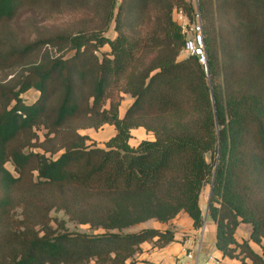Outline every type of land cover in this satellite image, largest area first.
<instances>
[{
    "label": "trees",
    "instance_id": "trees-1",
    "mask_svg": "<svg viewBox=\"0 0 264 264\" xmlns=\"http://www.w3.org/2000/svg\"><path fill=\"white\" fill-rule=\"evenodd\" d=\"M178 11L206 64L181 58ZM0 74V264H134L175 230H124L181 212L201 228L212 184L217 249L264 264V0H0ZM107 125L105 146L81 133ZM54 209L103 232L54 227Z\"/></svg>",
    "mask_w": 264,
    "mask_h": 264
},
{
    "label": "crops",
    "instance_id": "crops-1",
    "mask_svg": "<svg viewBox=\"0 0 264 264\" xmlns=\"http://www.w3.org/2000/svg\"><path fill=\"white\" fill-rule=\"evenodd\" d=\"M125 109L126 108H124V111ZM124 111L123 112L121 111V114H123ZM107 127H109L112 130V135H113L114 134L113 127L109 125H107ZM91 130L92 129H87L84 131L89 132ZM200 203L202 208V198L200 200ZM206 212H207V208H206ZM172 220L178 225V230L175 231L176 241L162 248L153 247L151 243L142 244L141 252H139L136 255V258L139 261H141L139 262L140 264H146V263L173 264L175 258L182 256L187 250H197L199 248H200V255L202 258L213 255L221 259V264H243L238 258H230L227 256H223L222 252L217 249L216 224L208 216L206 221H204L205 225L202 231H200L199 229L193 226L192 219L184 212H181ZM181 221H184L183 225H181ZM160 224H166V223H160ZM250 233H251V226L249 224L242 223L237 228L236 239L238 241H242L243 239H249ZM253 246L258 251L257 245L253 244ZM249 263L250 262L246 260L244 264H249Z\"/></svg>",
    "mask_w": 264,
    "mask_h": 264
},
{
    "label": "rangeland",
    "instance_id": "rangeland-1",
    "mask_svg": "<svg viewBox=\"0 0 264 264\" xmlns=\"http://www.w3.org/2000/svg\"><path fill=\"white\" fill-rule=\"evenodd\" d=\"M193 1V0H192ZM180 12L181 11H178L176 12L174 15H175V18L176 20L181 23L183 26L184 24L186 25V22H187V18L185 17H182L180 18ZM184 14V13H183ZM115 23H112V26L111 28L105 33V35L109 36V37H115L116 36V32H115ZM185 28H187L186 26H184ZM34 26L31 25V23H27L25 26H24V30L28 33V32H32L34 30ZM186 33H187V37H191L192 36V31L190 30V28H187L185 29ZM109 50V47L106 46L104 47L102 50H101V53L102 52H105V51H108ZM188 54L186 52H182L181 54V58H184V57H187ZM0 78H3V75L0 74ZM112 94L114 96V99L115 100H120L121 99V96L124 97L123 98V101H122V106H121V111L123 112L124 111V108H126L130 102L132 101V99L130 98V95H126V94H123V93H118V91L116 89L112 90ZM38 96V93L35 92V91H29L28 93H26L24 95V98L26 99V102L30 103L32 102L33 100H35ZM82 134H87L89 135V138H90V142L91 141H94L97 145L99 146H105V142L107 139H109V137L112 135V130L109 128V127H104L102 128V130L100 131H96V130H91V131H84L82 130L81 131ZM153 138V134L152 133H148L146 132L144 129H134L132 131V137L130 139V144L133 146V147H137L139 145V143L143 140H149V139H152ZM40 141H44V137L41 136V140ZM37 151H39L40 149L37 148L36 149ZM7 167L13 171V166L11 163H8L7 164ZM210 189H211V186L210 185H206L205 188L203 189L202 191V195H201V198H202V211H203V214H204V217H205V213H206V204H208V201H209V194H210ZM51 216L53 218V221H52V225L54 227H57V221H65V225H66V228L70 231V232H83V233H89V234H94V233H101L103 232V230H96V229H93L90 227V225L88 224H79L73 220L70 219L69 215L66 214L65 211L63 210H57V209H54L52 210L51 212ZM183 220V219H182ZM184 224V221H181V225ZM204 225H205V222H204ZM204 225L199 228L200 231H202V229L204 228ZM166 227H170L172 229H174L175 231L178 230V225L177 223L173 222V220L169 223H166V224H160L154 220H150L148 222H144V223H141V224H138V225H135L129 229H126L124 230V233H128V232H138L142 229H145V228H163L165 229ZM257 249L258 251H260V248L257 246ZM142 250V248H141ZM140 250V252H141ZM139 253V252H138ZM137 253V254H138ZM136 254V255H137ZM135 260V263L134 264H140L139 261L136 256L134 258ZM145 262V261H144ZM88 264H98L96 263L95 260H91ZM146 264H150V263H146Z\"/></svg>",
    "mask_w": 264,
    "mask_h": 264
},
{
    "label": "built area",
    "instance_id": "built-area-1",
    "mask_svg": "<svg viewBox=\"0 0 264 264\" xmlns=\"http://www.w3.org/2000/svg\"><path fill=\"white\" fill-rule=\"evenodd\" d=\"M180 14V18L185 15L182 12H180ZM184 26L190 28L192 36L187 37L183 51L188 55H198L201 63L206 64L205 42L200 18L192 24H189L187 20ZM187 28L184 27V29ZM173 264H221V259L213 255L202 258L199 248L197 250H187L182 256L176 257Z\"/></svg>",
    "mask_w": 264,
    "mask_h": 264
},
{
    "label": "water",
    "instance_id": "water-1",
    "mask_svg": "<svg viewBox=\"0 0 264 264\" xmlns=\"http://www.w3.org/2000/svg\"><path fill=\"white\" fill-rule=\"evenodd\" d=\"M206 69H207V71H208V66H206ZM212 190H213V184L211 185L210 194H209V199H210V197H211ZM208 206H209V201H208V204H207V210H208ZM206 219H207V212H206V214H205L204 221H206Z\"/></svg>",
    "mask_w": 264,
    "mask_h": 264
}]
</instances>
